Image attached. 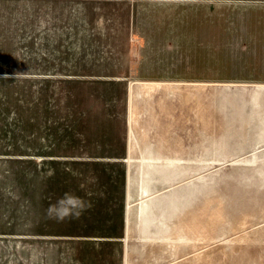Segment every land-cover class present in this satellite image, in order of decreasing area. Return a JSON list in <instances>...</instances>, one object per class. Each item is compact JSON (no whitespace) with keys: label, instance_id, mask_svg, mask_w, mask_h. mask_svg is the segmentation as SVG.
<instances>
[{"label":"rangeland","instance_id":"1","mask_svg":"<svg viewBox=\"0 0 264 264\" xmlns=\"http://www.w3.org/2000/svg\"><path fill=\"white\" fill-rule=\"evenodd\" d=\"M220 1L232 2L210 0V61L216 57ZM9 24L16 27L12 36L21 45L36 40L25 33L28 27L65 23L0 19V26ZM43 36L48 46H56V33ZM56 69L50 66V74ZM209 69L202 80L171 81L170 100L163 94L151 107L147 101L138 134L170 141L171 158L177 161L170 173L176 175L159 176L164 170L154 163L148 176L129 179L124 228L119 194L112 190L105 163L66 159L88 153L90 141L107 131V119L90 107L112 97L89 95L105 84L49 80L35 89L11 83L16 112L10 122L0 123V264H264V186L255 190V179L236 177L255 165L249 161L264 160V91L254 100V88H240ZM1 99L7 107L8 98ZM40 104L49 152L43 161L36 157L40 147L35 144V134L41 133ZM66 193L90 207L79 218H49L48 208ZM175 205L182 231L175 230L170 217Z\"/></svg>","mask_w":264,"mask_h":264},{"label":"crops","instance_id":"2","mask_svg":"<svg viewBox=\"0 0 264 264\" xmlns=\"http://www.w3.org/2000/svg\"><path fill=\"white\" fill-rule=\"evenodd\" d=\"M209 4L210 0H0V19H64L65 23L51 29L28 27L25 33L34 34L36 40L30 38L21 45L12 36L16 27L0 26V92L8 98L6 107V99L0 97V123L10 122L16 112L11 83L25 82L35 89L49 80L105 84V90L95 88L89 95H111L105 104L90 107L107 119L103 127L107 131L100 140L90 141L88 153L66 159L105 163L112 190L119 194L124 228L129 179L148 176L145 172L154 163L164 170L159 176L176 175L170 173L171 163L177 162L171 158L170 141L138 134L148 100L150 107L163 94L170 100L171 81L208 78L209 67L217 77L231 79L240 88H254V100L264 91V0L218 2L214 61L209 58ZM50 32L56 33L55 47L48 46L43 36ZM50 66L57 67L55 74H50ZM42 108L40 104L41 133H34L40 161L49 159ZM250 162L255 165L246 166L236 177L255 179L257 190L264 186V160ZM252 198L247 196L248 201ZM170 217L175 218V230L182 231L177 228L176 205Z\"/></svg>","mask_w":264,"mask_h":264},{"label":"clouds","instance_id":"3","mask_svg":"<svg viewBox=\"0 0 264 264\" xmlns=\"http://www.w3.org/2000/svg\"><path fill=\"white\" fill-rule=\"evenodd\" d=\"M88 207L90 205L81 198L66 193L56 204L51 205L47 212L49 218L63 221L69 218H79Z\"/></svg>","mask_w":264,"mask_h":264}]
</instances>
